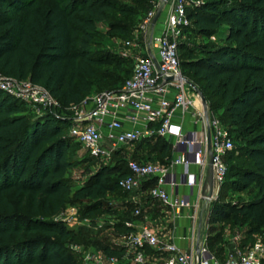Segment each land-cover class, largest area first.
<instances>
[{
    "label": "trees",
    "instance_id": "obj_1",
    "mask_svg": "<svg viewBox=\"0 0 264 264\" xmlns=\"http://www.w3.org/2000/svg\"><path fill=\"white\" fill-rule=\"evenodd\" d=\"M153 2L0 0V74L44 88L61 107L79 105L99 68L117 64L113 52L93 50L97 25L108 23L109 32L126 37L138 29L135 17L152 9ZM187 17L191 25L183 30V39L191 31L221 39L199 46L198 52L184 40L179 45L187 81L202 85L209 111L222 110L237 129L234 138L223 125L237 145L224 158L227 174L219 192L251 196L215 203L209 226L231 220L233 226L248 225L246 237L255 238L264 233V54L256 51L264 44V0H204L188 8ZM130 74L103 91L119 89ZM70 123L54 109L27 116L12 96L0 91V264H83L82 253L70 248L75 232L39 218L40 212L56 214L70 194L67 172L73 164L68 155L74 140L65 134ZM153 141L160 157L155 163L167 164L171 146L164 139L142 140L139 147L146 151ZM124 161L98 168L73 192L72 202L87 215L100 210L108 194L122 191L118 181L128 174ZM153 186L144 184L141 192ZM145 197L147 201V193ZM126 222L125 235L130 231ZM247 238L239 243L243 250L255 241ZM212 239L207 238L208 247L223 261L226 256L212 250ZM83 244L107 256L120 253L114 244Z\"/></svg>",
    "mask_w": 264,
    "mask_h": 264
},
{
    "label": "built area",
    "instance_id": "obj_2",
    "mask_svg": "<svg viewBox=\"0 0 264 264\" xmlns=\"http://www.w3.org/2000/svg\"><path fill=\"white\" fill-rule=\"evenodd\" d=\"M199 4L198 0H154L139 26L140 34L149 32L147 40L126 42L128 49L140 51L132 58L130 76L119 89L98 93L90 107L70 117L68 136L96 159L110 160L121 148L153 137L171 146L167 164L127 161L128 174L118 181L125 193L141 191L144 184L154 182L147 194L171 214L175 225L170 236L160 237L142 222H126L129 233L114 243L120 250L118 255L90 249L82 252L83 264H264V233L244 250L235 244L221 261L210 251L199 217L201 205L213 202L225 182L224 158L233 149L229 130L210 116L208 109L205 113L199 92L181 72L179 45L183 30L191 25L187 10ZM156 26L158 32H151ZM0 91L19 98L29 96L35 104L49 108L59 105L44 88L28 80L0 74ZM176 113L189 116L200 129L185 131L174 125ZM191 165L201 174H190ZM179 166L184 169L182 174L176 171ZM207 167L210 173L203 176ZM182 178L186 194L167 192V188L177 190ZM140 215L137 209L134 216ZM180 222L186 231L183 237L176 236ZM176 240L186 242L188 247L181 248Z\"/></svg>",
    "mask_w": 264,
    "mask_h": 264
},
{
    "label": "rangeland",
    "instance_id": "obj_3",
    "mask_svg": "<svg viewBox=\"0 0 264 264\" xmlns=\"http://www.w3.org/2000/svg\"><path fill=\"white\" fill-rule=\"evenodd\" d=\"M198 1L202 2L204 0ZM150 10L151 9L146 12L139 13L135 17L136 23H138L136 28L138 27V29L126 37H119L118 35L109 32L108 23H99L97 25L95 45L92 47L93 50L100 53L113 52L116 56L117 64L100 67L99 75L88 80V83L90 84V91L84 94L83 100L79 106L65 108L58 105L57 107L49 108L48 106L46 107L35 104L29 99V96L20 98L16 96L12 97L18 102L19 106L23 108L27 116L34 114L41 115L47 109H54L55 112H58L61 116L70 118L75 116L77 111L82 112V110L87 109L90 107L94 97L98 93L106 89L117 87L131 71L133 64L132 58L139 54L140 51L137 49H128L129 47L126 46V42L147 40L149 32H146L145 35L140 34L139 26ZM183 40L185 46L190 50H195V52H198L199 46L205 45L209 41L217 43L221 42V39H217L215 37L207 39L198 36L195 31H191V34L186 33ZM256 51L264 54V44L260 45ZM182 54L183 53H181V61L184 60ZM181 72L182 76L187 80V71L181 68ZM192 87L194 90H197L202 94V85L194 84ZM22 89L23 88H19V90ZM208 106L209 104L207 103V109ZM209 115L220 120L222 125L228 126L232 132V137L235 138V132L237 129L232 126L231 122L223 115L222 110L212 113L209 111ZM65 134L67 135L68 131H66ZM73 143L72 150L68 155L69 160H71L73 164L67 172V178L71 188L70 194L65 204L56 214H52L51 211L48 213L40 212L39 214V218L59 222L64 224L69 230L75 232V236L72 238V244L70 245L71 249L78 250L79 253H82L84 252L83 250L87 251L86 246H84V244L82 245L84 242L85 244H96L98 246L120 242L122 240L121 238H123L126 234L123 229L125 221L142 222L150 226L160 237L170 236L175 225L171 214H168L167 210L158 202L150 198L146 201L145 196L147 192L138 191L135 193H124L118 190L113 194H108L101 203L102 208L90 215L85 213L84 208L77 206L72 202L73 192L83 186L88 177L102 166L111 167L120 160L150 161L153 163L159 161L160 157L158 156L157 151H155L157 149L153 150L155 144L154 141L146 148L150 157L147 156L148 152L145 150L143 151V149L139 147V142L137 144L134 143L130 146L121 148L117 151V157L110 160L96 158L89 160V155L85 152V150L80 145H76L74 141ZM233 143V147H235L237 142L234 140ZM250 197L251 196H249L246 191L239 192L234 190H223L218 193L213 202L207 205H201L199 217L203 223V228L206 230V237L208 239L209 236L213 238L210 240L213 251H222V255L227 257L235 244H238L243 239L247 238L246 236L248 230V225L233 226V224L230 223L231 220L225 223H217L210 227L209 217L213 205H215V203L226 204L247 201ZM137 209L141 210V215L134 220V213ZM176 235L179 237L186 235V231L182 229V222L179 223ZM260 236L261 234L259 233L255 236V238L248 237L247 242L256 240L257 238H260ZM185 244L186 242L184 243V241H181L180 245H182V248L188 247V245ZM90 249L93 248H88V250Z\"/></svg>",
    "mask_w": 264,
    "mask_h": 264
},
{
    "label": "crops",
    "instance_id": "obj_4",
    "mask_svg": "<svg viewBox=\"0 0 264 264\" xmlns=\"http://www.w3.org/2000/svg\"><path fill=\"white\" fill-rule=\"evenodd\" d=\"M157 27L158 26H156V28L154 30H151V32L152 31L155 32V33L158 32L157 31V29H158ZM172 122L176 126H182L185 131H192V130H199L200 129V125L199 124H194L193 120L189 116H186V115L182 116L179 113H176L174 115ZM183 170L184 169H183L182 166H179L176 169L177 173H179V174H182ZM189 172H190V174H194V175H197V176L201 174V170L197 166H194V165H191L189 167ZM209 173H210V168L209 167H207L206 169L203 170V176H208ZM184 182H185L184 178H182L181 184L178 186L177 190H175V189L171 190V189L167 188V192H169L171 194L172 193L175 194V192H177L178 195L186 194L188 190H187V187L184 185ZM184 213L187 214V211H185ZM184 223L188 224L187 221H184L183 224ZM177 237H179V236H177ZM176 243H177V245H179L182 248V245H180L181 241L176 240Z\"/></svg>",
    "mask_w": 264,
    "mask_h": 264
},
{
    "label": "water",
    "instance_id": "obj_5",
    "mask_svg": "<svg viewBox=\"0 0 264 264\" xmlns=\"http://www.w3.org/2000/svg\"><path fill=\"white\" fill-rule=\"evenodd\" d=\"M158 17H159V13L156 15V17L154 19V22L157 21ZM199 95L201 97V100H202V103H203V106H204V111H205V113H207V103H206V100H205V98L203 97V95L201 93H199ZM211 188H212V180H210V189Z\"/></svg>",
    "mask_w": 264,
    "mask_h": 264
}]
</instances>
